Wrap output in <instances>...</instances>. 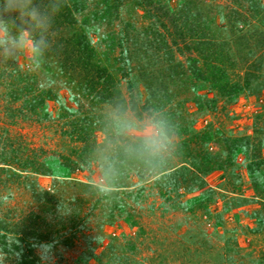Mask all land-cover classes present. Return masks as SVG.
Listing matches in <instances>:
<instances>
[{
  "label": "trees",
  "instance_id": "trees-1",
  "mask_svg": "<svg viewBox=\"0 0 264 264\" xmlns=\"http://www.w3.org/2000/svg\"><path fill=\"white\" fill-rule=\"evenodd\" d=\"M170 1L65 0L44 63L29 71L20 64L0 66V101L9 125L58 122L55 132L67 147L65 152L31 147L25 134L9 136V128L0 127V184L6 188L17 181L31 202L26 212L0 213V264H41L39 244H54L61 260L62 249L73 248L79 237L119 222L136 228L142 212L156 208L185 213L195 226L192 238H211L215 232L207 226L213 215L203 212V220L198 211L217 200L225 211L227 205L245 202L233 197L242 185L235 171L243 166L264 201L261 148L250 154L257 148L255 136L227 135L212 125L198 128L201 116L225 111L243 95L264 94V5L261 0H230V7L217 0H180L174 8ZM141 89L142 104L163 107L179 126V148L166 180L137 192L126 190L122 199L108 203L85 184L55 178L59 172L82 170L102 106L116 96L141 98ZM52 102L60 106L57 116L49 109ZM215 172L224 176L223 192L206 187V178ZM40 178L53 179L50 191ZM186 185L202 192L194 201L180 202L175 191ZM152 195L160 200L158 207H145ZM7 198L0 195V206ZM61 201L70 214L58 212ZM262 221L264 226V215ZM138 243L107 242L97 261L139 264L134 256ZM224 246L220 263L244 264L239 249Z\"/></svg>",
  "mask_w": 264,
  "mask_h": 264
},
{
  "label": "rangeland",
  "instance_id": "rangeland-1",
  "mask_svg": "<svg viewBox=\"0 0 264 264\" xmlns=\"http://www.w3.org/2000/svg\"><path fill=\"white\" fill-rule=\"evenodd\" d=\"M179 1L171 0L170 4L176 8ZM261 1L264 5V0ZM217 2L230 7V0H217ZM251 23L253 25L256 21L251 20ZM20 65L25 71L34 69V67L27 66L23 61ZM62 94L67 100L68 95L65 92ZM140 94L142 102L144 100L142 97L145 96L143 89L140 90ZM1 103L0 101V127L6 125L10 130L9 136L13 135L14 131H19L25 134L31 147H44L61 152L67 150L61 136L55 132L58 128V122L53 125L48 122L42 125H21L17 128L9 125L10 120L4 115V104ZM68 106L73 109L77 108L70 101ZM49 109L52 111L53 116H57L60 106L52 102L49 103ZM198 121V128L200 129L212 125L214 128H222L227 135L255 136L257 148L251 149L250 154H256L257 149L261 148L260 157L264 158V94L243 95L236 103L228 106L225 111L218 110L216 113L205 114ZM212 150L216 151L217 149L212 146ZM262 168H264V165ZM235 173H239L238 178H240L242 185L240 187L241 191H236L237 193L233 197L242 196L245 198V202L237 201L232 205H227L229 210L225 211L226 205L221 200H217L210 204L203 203L204 208L198 211L203 220L206 219V214H203V212H210L213 215L212 222L210 221L207 226V228H213L212 230L215 232L211 238L203 239L202 236L196 239L192 238L190 233L192 230L195 231V226L191 224L193 223L192 220H189V218L186 220L185 213L174 210L169 213H162L161 210L156 208L154 211H143L141 217L137 218L139 226L136 228L131 229L126 223L119 222L114 226H105L101 231L102 234L79 237L73 248L62 249V259L56 257V264H99L97 256L104 251L106 243L114 239L120 242H123L124 239L135 242L139 240L138 252L134 255L139 264H222L219 261V256L226 242L228 248L239 249V256H242L244 264L248 263L249 259L250 262H254L253 264H258L259 260L264 258V226L260 225L263 222L264 201L254 191L244 166L238 168ZM55 178L86 185L82 170H76L72 174L59 172V175ZM40 180L41 185L50 191L53 179L40 178ZM223 181L224 176L221 172L212 173L206 178V187L210 190L223 192V189L219 190ZM188 185L184 186L188 187L186 189L175 191L180 202L194 201L196 196L202 192L189 190V188L194 187ZM198 186L199 184L196 187ZM0 188L2 197L12 196L7 198L4 204L0 206L1 214L9 209H13L18 213L26 212L30 208L29 194L23 187L18 185L17 181L8 183L6 188L0 184ZM153 192H156V189ZM153 195L148 198L144 204L145 207L150 206V204H155L158 207L160 200ZM203 197L205 196L203 195ZM139 229L144 230L143 236H139ZM101 238L103 239L101 240ZM106 261L107 258L104 259L103 257V262L106 263Z\"/></svg>",
  "mask_w": 264,
  "mask_h": 264
},
{
  "label": "clouds",
  "instance_id": "clouds-1",
  "mask_svg": "<svg viewBox=\"0 0 264 264\" xmlns=\"http://www.w3.org/2000/svg\"><path fill=\"white\" fill-rule=\"evenodd\" d=\"M65 0H0V66L39 68L52 46L55 17ZM179 126L159 105L116 96L96 116L95 135L81 169L88 191L110 203L166 180L179 148ZM54 193V192H53ZM68 215L67 205L58 206ZM41 264H56L54 244L37 246Z\"/></svg>",
  "mask_w": 264,
  "mask_h": 264
}]
</instances>
